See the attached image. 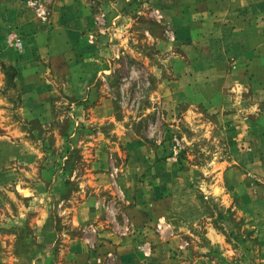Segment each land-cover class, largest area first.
<instances>
[{
    "label": "rangeland",
    "instance_id": "1",
    "mask_svg": "<svg viewBox=\"0 0 264 264\" xmlns=\"http://www.w3.org/2000/svg\"><path fill=\"white\" fill-rule=\"evenodd\" d=\"M19 3L37 25L62 3L87 16L74 49L33 51L45 113L20 110L0 61V264H122L103 232L135 228L176 238L173 264H264V64L217 52L196 26L205 0Z\"/></svg>",
    "mask_w": 264,
    "mask_h": 264
},
{
    "label": "crops",
    "instance_id": "2",
    "mask_svg": "<svg viewBox=\"0 0 264 264\" xmlns=\"http://www.w3.org/2000/svg\"><path fill=\"white\" fill-rule=\"evenodd\" d=\"M20 1L0 0V61L16 69L14 81L21 99L19 108L21 111L25 110L27 114L34 115L41 111L45 113V100L51 96L52 90L49 81L43 75L42 68L37 69L36 67L39 59L33 57V51H41L45 44L53 45L55 41L62 45L63 50L74 49L75 45L82 42L80 34L83 26H86L83 22L87 14L81 10H75L71 15H63L62 10H68L70 4L62 3L56 6L61 11H55L51 20L52 25H37L38 22L34 23L30 16L26 17L23 14L22 10L25 8L19 3ZM204 8L202 11L204 19L202 23L199 22V25L196 23V26L204 27L206 35L211 41H216V36L220 35L223 49L217 52L220 54L225 52V56L229 57L237 56L235 61H238L240 66L241 60L244 58H250V66L258 65L260 60L261 64H264V0H205ZM194 11L195 9H191L192 23L187 22L185 26L181 25L188 29V34H195L192 29L195 27L191 26V24L194 25V16L196 17ZM181 16L183 15L180 10L176 8L171 18L177 20ZM16 28L20 37L19 32L22 33V50L19 53L14 49L13 40L8 41L9 43L6 41V37L3 40L4 34ZM176 28L178 30V27ZM217 52L211 50V56L215 55L216 58ZM62 56L65 57V60L67 59L66 64L71 72V62L68 61L69 54L65 53ZM64 75L68 77V74ZM102 228L99 225V230ZM141 232L145 231L135 228V232L124 239L117 238L112 232H103L102 236L114 241L115 244L113 242L109 244L111 247L109 254L122 264H173L169 248L177 242L176 238L169 240V243H162L156 236L151 237L149 234L147 239ZM142 241L153 242L154 246L156 245L149 256L143 255L136 248ZM119 242H121V246H119ZM71 246L73 250L78 249L79 251L83 247L78 238L71 242ZM171 253L174 254L173 251ZM193 264H200V262L196 260Z\"/></svg>",
    "mask_w": 264,
    "mask_h": 264
},
{
    "label": "built area",
    "instance_id": "3",
    "mask_svg": "<svg viewBox=\"0 0 264 264\" xmlns=\"http://www.w3.org/2000/svg\"><path fill=\"white\" fill-rule=\"evenodd\" d=\"M10 40H13V43L16 47L21 48V43L20 41H18V39L16 38L14 34L9 36L8 41Z\"/></svg>",
    "mask_w": 264,
    "mask_h": 264
}]
</instances>
